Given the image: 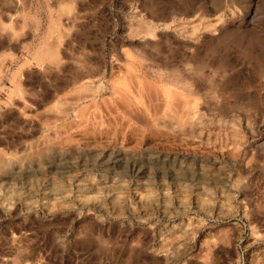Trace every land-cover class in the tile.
Segmentation results:
<instances>
[{"label": "rangeland", "instance_id": "374dc122", "mask_svg": "<svg viewBox=\"0 0 264 264\" xmlns=\"http://www.w3.org/2000/svg\"><path fill=\"white\" fill-rule=\"evenodd\" d=\"M0 264H264V0H0Z\"/></svg>", "mask_w": 264, "mask_h": 264}, {"label": "bare ground", "instance_id": "6f19581e", "mask_svg": "<svg viewBox=\"0 0 264 264\" xmlns=\"http://www.w3.org/2000/svg\"><path fill=\"white\" fill-rule=\"evenodd\" d=\"M61 1V0H60ZM67 2V1H66ZM64 11V10H63ZM51 13V12H50ZM70 16V15H69ZM52 21H53V19H52ZM54 22H55V20H54ZM54 26L56 25V23L55 24H53ZM53 26V27H54ZM53 27H52V30H53ZM57 27V26H56ZM56 30V29H55ZM60 31V30H59ZM61 35V34H60ZM45 42V41H44ZM52 43H53V41H51ZM48 43H50V42H48ZM52 43H50L51 44V46H50V44L48 45V44H46L47 46L44 48V49H39L40 51L36 54L37 56H39L40 55V57L41 58H43V57H50L51 59H54L55 60V58H56V60H57V57H58V51H57V48H56V51H55V43H54V45L52 46ZM57 44V43H56ZM60 46V45H59ZM52 47H54V50H53V48ZM58 47V46H57ZM59 48V47H58ZM63 48V47H62ZM59 50H61V48L59 49ZM63 50V49H62ZM69 50V49H68ZM67 51V50H66ZM68 55V54H67ZM83 56V55H82ZM59 59H61V58H59ZM37 60V59H36ZM50 60V59H49ZM54 60H52V61H54ZM43 61V60H42ZM81 61V60H80ZM62 62V61H61ZM78 62V61H77ZM51 63V62H50ZM81 63V62H80ZM84 63V62H83ZM44 64V63H43ZM46 64V63H45ZM44 64V65H45ZM54 65L56 64V63H53ZM57 65H59V64H57ZM87 65V64H86ZM49 66V65H48ZM52 66V65H51ZM51 66H49V68L51 67ZM40 67V66H39ZM43 67V66H42ZM41 67V68H42ZM53 67V66H52ZM46 68H47V66H46ZM60 68V67H59ZM43 69H45V67L43 68ZM51 69V68H50ZM56 69V68H55ZM49 70V69H48ZM51 70H53V68L51 69ZM46 71V70H45ZM46 73V72H45ZM45 73H43L44 75H45ZM50 73V72H49ZM54 75H55V73H54ZM67 75V74H66ZM52 79V78H51ZM71 79H74V78H71ZM179 79H180V77H179ZM66 80V79H65ZM70 80V79H69ZM54 82V81H53ZM73 84V83H72ZM22 93V92H21ZM165 118V117H164ZM161 122V121H160ZM168 122V121H167ZM164 123V122H163ZM170 124V123H169ZM174 125H175V123H174ZM171 128H172V126H171ZM176 129V128H175ZM122 147V146H121Z\"/></svg>", "mask_w": 264, "mask_h": 264}]
</instances>
